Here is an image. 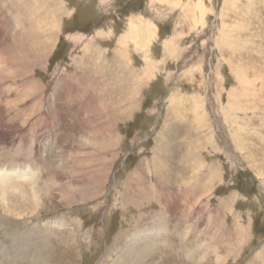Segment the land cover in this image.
<instances>
[{
    "label": "rangeland",
    "instance_id": "374dc122",
    "mask_svg": "<svg viewBox=\"0 0 264 264\" xmlns=\"http://www.w3.org/2000/svg\"><path fill=\"white\" fill-rule=\"evenodd\" d=\"M0 256L264 264V0H0Z\"/></svg>",
    "mask_w": 264,
    "mask_h": 264
},
{
    "label": "bare ground",
    "instance_id": "6f19581e",
    "mask_svg": "<svg viewBox=\"0 0 264 264\" xmlns=\"http://www.w3.org/2000/svg\"><path fill=\"white\" fill-rule=\"evenodd\" d=\"M181 7H182V6H181ZM21 176H22V175H21ZM10 177H11V176H10ZM19 177H20V176H19ZM210 177H211V176H210ZM11 179H12V178H11ZM35 180H36V179H35ZM6 181H7V180H6ZM10 181H11V180H10ZM36 182H37V181H36ZM31 201H32V199H31ZM31 201H30V202H31ZM30 206H31V205H30ZM56 221H57V220H56ZM46 233H47V232H46ZM51 233H52V232H51ZM156 234H157V233H156ZM154 235H155V234H154ZM150 237H151V236H150ZM150 237L148 238L149 240H150ZM144 241H145V240H144ZM150 242H151V241H150ZM38 244H39V243H38ZM144 244H145V242H144ZM148 246H149V245H148ZM21 250H22V249H21ZM15 252H16V251H15ZM17 252H18V251H17ZM9 255H10V254H9ZM0 257H1V256H0ZM40 257H41V256H40ZM14 259H15V258H14ZM2 261H3V260L0 259V262H1V263H2ZM8 263H9V262H8ZM18 263H19V262H18ZM18 263H17V264H18ZM36 263H37V262H36Z\"/></svg>",
    "mask_w": 264,
    "mask_h": 264
}]
</instances>
